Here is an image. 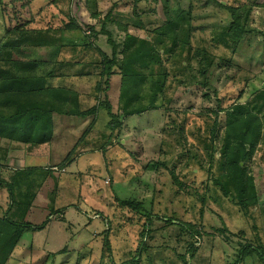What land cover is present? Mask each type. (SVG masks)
Here are the masks:
<instances>
[{"label":"rangeland","instance_id":"1","mask_svg":"<svg viewBox=\"0 0 264 264\" xmlns=\"http://www.w3.org/2000/svg\"><path fill=\"white\" fill-rule=\"evenodd\" d=\"M2 2L0 43L5 27L16 22L32 20L29 28L48 29L64 28L71 18L80 21L82 26L59 36L66 45L80 47L73 57L69 50L64 57L85 65L69 64L63 70L55 67L60 74L47 85H70L76 90L83 86L87 94H95L101 69L86 62L102 60L95 47L111 55V46L101 34L90 49L83 47L93 44L88 28L94 21L91 13L100 12L103 18L111 10L119 22L132 20V34L147 39L151 36L163 53L167 72L165 91L153 106L156 109L129 118L121 115V127L114 132L108 126L107 113L100 110L87 147L79 150L67 169L58 166L61 155L69 151L63 142L54 145L51 161L48 152L45 159L41 156L49 174L44 183L34 185L33 196L34 203L46 202L47 207L32 202L28 219L40 225L50 215L52 222L43 230L23 233L16 244L11 242L13 234L4 238V243L13 246L12 264H106L112 259L122 264L133 258L137 264H235L239 248L264 250V131L255 153L244 163L257 186L259 201L255 205H238L224 170L226 112L219 113L214 158L206 150L212 142L215 112L220 109L232 111L242 105L246 111L259 114L264 123V0H51L53 5L46 7L35 0L24 9L21 0ZM221 4L245 6V13L249 12L248 32L241 41L228 37L231 17ZM135 10L137 16H132ZM181 17V24L191 31L190 45L183 53L166 38L162 43L157 33L158 28L166 29L169 21ZM133 21L141 24L140 29ZM108 29L116 42L125 37L116 25H108ZM176 32L180 42L187 37L179 27ZM205 53L213 63L210 74L203 76L199 61ZM1 58L0 54L3 66ZM30 63L36 68L17 62L14 71L26 72L25 66L32 65V75L42 76L54 68L52 64ZM85 73L90 75H82ZM151 89L148 83L146 97L154 92ZM111 99L117 105V89L113 88ZM82 100L83 109L93 103L90 97L83 96ZM145 104H150L149 98ZM64 121L58 118L56 124L60 127ZM87 126L75 124L71 131L65 128L62 135H82ZM2 141L9 146L8 140ZM17 146L19 152L15 154L22 156L26 145ZM3 160L9 161L6 155ZM14 166L17 164L5 169L3 164L2 178L12 180L17 172L12 170ZM54 175V179L48 178ZM125 201L134 207L123 205ZM9 206L8 189L2 187L0 217ZM61 208H66L65 212L59 211ZM105 238L111 251L106 249ZM4 251L0 246V256ZM240 264L262 263L253 254Z\"/></svg>","mask_w":264,"mask_h":264},{"label":"trees","instance_id":"2","mask_svg":"<svg viewBox=\"0 0 264 264\" xmlns=\"http://www.w3.org/2000/svg\"><path fill=\"white\" fill-rule=\"evenodd\" d=\"M2 1L0 0V4H3ZM21 1L23 2L21 8L24 9L30 6L32 0ZM255 5L260 4L256 2ZM221 6L228 9L231 17L227 32L228 37L235 42L241 41L248 32L246 21L249 12L245 13V6L238 8L222 4ZM10 10H12V7ZM98 13H91V18L94 21L88 27L90 35L93 36V44L83 48L90 49L94 46L98 36L102 34L107 36V43L111 46V55H108L101 48L95 47L102 60L100 62H89L90 60L86 62V65L97 66L101 69L97 74L99 80L93 95L90 92L87 94L88 91H85L83 86H79L80 88L78 87L79 89L76 90L70 85L59 87L47 85L48 82L50 84L60 74V72L56 73L55 67L63 70L69 64L85 65V62L78 63L76 59H71L73 57L72 53L75 54L80 47L66 45L62 37L59 36L66 31L82 26L79 23L80 21L71 18L70 25L64 28H29L28 23L32 20L25 21V23L16 22L15 25L6 27L4 40L1 42L0 47L3 62V66L0 65V140L19 142L32 148L46 143L52 144L55 142V145L63 142L62 144L69 148V151L61 155L62 161L58 166L60 165L64 169L75 161L81 148L87 147V137L96 124L100 110L103 109L107 113L109 117L108 126L114 132L121 127V115L129 118L156 109L153 106L156 104L159 94L164 93L167 85V72H165L163 53L160 48L155 45V41L151 39V36L148 39L141 38L138 34L129 32L132 21H130V18L125 19L126 22H119L113 18L112 10L103 18ZM132 16H137L136 10L132 13ZM183 19L181 17L178 20H171L168 22L166 29L160 27L157 32L163 38L162 43L165 38L172 41L177 45V48H180V53L185 52L186 48L189 47L191 36V31L186 29L180 22ZM133 24L137 28L141 26L139 22L133 21ZM98 25L100 26L99 30L97 29ZM108 25H116L119 30L125 33V37L121 42L115 41ZM176 27H179L180 31L187 36L181 42ZM5 39L7 40L6 43L4 42ZM68 50L71 52L69 53L71 57L65 58L64 56L68 53ZM30 61L42 65L52 64L54 68L49 69L42 76L32 75L35 72L36 64L30 63ZM17 62L33 64L35 68L32 65H26L27 71L31 70L30 72L24 70L14 71L18 67ZM212 63L209 53H205V58L199 61L201 65L199 68L200 74L203 76L209 75ZM163 70L164 72H162ZM82 75L88 77L90 73ZM62 76L65 75L62 74ZM148 83L151 84V90L154 92L146 97L144 89ZM113 88L118 91L117 105L111 99ZM83 96L93 99L91 106L86 109L82 108ZM146 98L150 99L149 105L145 104ZM222 112L228 114L222 148L224 154L223 166L234 190L233 198L237 200L238 205L243 207L255 205L259 201L257 186L254 177L248 172V167L244 163L255 153L263 135L264 123L259 114L253 110L246 111L242 105L235 106L232 111L220 109L219 112H215V119L210 130L212 142L209 148L206 147L213 158L217 148L216 136L220 125L219 113ZM58 118L61 121L62 119L65 120L64 125L61 124L59 127L56 124ZM75 124L88 126L82 135L78 132H68V134L62 135L65 128L68 127V131H71ZM0 153H2L1 150ZM3 153L5 154L0 156V169L3 166L1 161L7 155L6 150H3ZM47 169L25 168L16 170L17 172H14V177L10 181L2 178V174H0V188L8 189L10 200V206L2 218L5 226L0 225V246L3 251L5 250L0 256V264L6 263L13 247L4 243V238L6 239V237L8 238L9 235L13 234L11 242L16 244L23 233L41 230L51 221L50 215H47L45 221L40 225L34 224L28 219L29 211L35 201V196H33L34 185L37 184V181L39 184L44 183L49 174ZM215 183L217 184L218 181L215 180ZM122 204L134 207L130 201L122 202ZM65 209L61 208L59 211L65 212ZM105 240L106 249L111 251L108 238H105ZM64 251L65 249L61 252ZM253 254H257L261 263L264 264V250L252 249L250 246L239 248L235 264L242 263L245 258ZM106 264L116 263L112 259ZM122 264H137V259L133 258Z\"/></svg>","mask_w":264,"mask_h":264},{"label":"crops","instance_id":"3","mask_svg":"<svg viewBox=\"0 0 264 264\" xmlns=\"http://www.w3.org/2000/svg\"><path fill=\"white\" fill-rule=\"evenodd\" d=\"M34 1L35 0H32L31 1L30 7H31V5H32V3ZM41 1L43 3L42 6H44V7H46L47 5L48 6L53 5V3H51V0H41ZM4 30H6V27H5ZM4 35H5V32H4V34L1 37H3ZM65 51H67V49H65ZM54 143L55 142H53L52 144L46 143V144H43V145H40V146L34 147V148L29 147V146H24L25 147L24 148V154H23L24 156L23 155L22 156H19L18 154L17 155L15 154L16 152H19L18 149L20 147L17 146V144H20L19 142H10V144H9L10 147H9L7 143H4L2 140H0V150H1V152H3V150H6V154H7L6 155V158H7V161L9 160L8 163H6L5 160H2L1 163L5 164V169H10L12 165L17 164V166H14L12 168L13 171L20 170V169L22 170V169H25V168H46L45 167L46 164L45 165L43 164V163L46 162V160H41V156H43L44 159H45V156H48V155H46L45 152H48V154H49L48 159L50 158L49 161H51V158H52L51 154H52V151L54 149ZM14 150H15V152H14ZM13 154H15V155H13ZM9 156L11 157V160L9 159ZM56 156H58V155H56ZM64 169H67V167L64 168ZM55 177H56V175L51 176V177H48V178H53L54 179ZM58 178H56V180ZM41 203L43 205H41ZM54 204H56V201L55 200H54ZM34 205L35 206H39V207H42V206L47 207V203L46 202H39V201H37V202L34 203ZM0 218L2 220L3 216L0 217ZM51 222L52 221H50L44 228H46ZM43 229H41V230H43ZM37 231H40V230H37ZM37 231H35V232H37ZM26 233H28V232H26ZM11 254H13V253L11 252ZM47 255H49V254H47ZM11 256L12 255H10L6 259V263L5 264H12L11 263V259H10Z\"/></svg>","mask_w":264,"mask_h":264}]
</instances>
